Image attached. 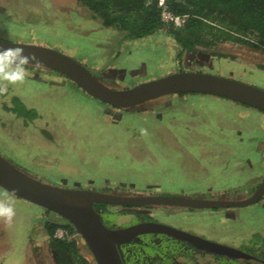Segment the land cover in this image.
<instances>
[{
	"label": "rangeland",
	"instance_id": "374dc122",
	"mask_svg": "<svg viewBox=\"0 0 264 264\" xmlns=\"http://www.w3.org/2000/svg\"><path fill=\"white\" fill-rule=\"evenodd\" d=\"M0 39L59 50L101 73L112 88L192 71L264 89V51L259 47L229 40L213 47L199 45L194 57L185 59L170 32L124 38L116 26H104L77 0H0ZM29 72L22 85L9 86L0 95V154L43 182L127 194L241 199L264 180L260 109L211 94L174 93L125 110L98 100L57 70ZM15 98L36 115L13 111ZM4 192L0 187V198ZM9 195L16 217L11 228L0 222V264H56L45 225L60 221L59 216ZM145 210L150 216L146 221L243 251L255 233L264 235V195L235 208ZM113 218L117 226L138 222L132 212ZM73 238L87 264H97L83 237L78 233ZM198 261L217 264L211 254Z\"/></svg>",
	"mask_w": 264,
	"mask_h": 264
},
{
	"label": "water",
	"instance_id": "95a60500",
	"mask_svg": "<svg viewBox=\"0 0 264 264\" xmlns=\"http://www.w3.org/2000/svg\"><path fill=\"white\" fill-rule=\"evenodd\" d=\"M24 47L37 53L46 68L57 70L81 89L113 107L138 109L146 102L174 93H204L244 103L264 111V89L236 79L203 72L179 71L140 82L128 88L110 87L101 73L51 47L0 39V47ZM0 187L64 217L85 240L97 264H125L122 246L143 234H167L201 248L207 253L231 258L255 259L238 247L212 241L192 232L154 221H138L112 227L104 222L95 204L107 203L131 208L174 206L182 208L242 207L264 195V180L245 198L202 197L174 194H127L98 188H68L43 182L0 154Z\"/></svg>",
	"mask_w": 264,
	"mask_h": 264
},
{
	"label": "trees",
	"instance_id": "16d2710c",
	"mask_svg": "<svg viewBox=\"0 0 264 264\" xmlns=\"http://www.w3.org/2000/svg\"><path fill=\"white\" fill-rule=\"evenodd\" d=\"M77 1L90 11L92 17L101 19L104 26H116L124 38H140L161 29L170 32L181 46L179 56L185 59L193 57L199 45L213 47L229 40L245 42L264 51V0H165L174 14L185 15L184 25L178 29L169 27L162 20L159 0ZM248 35L252 37V41L246 39ZM13 104V111L18 115L31 114L30 117H34L37 113L17 98L13 100ZM114 206L116 205L107 203L95 204L108 225L115 222L113 215L123 212L134 213L138 221H145L150 217L145 208L137 210L126 206L114 210ZM46 211L53 212L49 209ZM55 214L60 221H47L45 227L56 264H87V259L80 255L73 238L78 231L64 217ZM59 228L66 233L63 237L56 235ZM69 237L72 239H68ZM245 246L248 247L246 252L254 255L255 259L210 254L217 264H264L263 234L255 233ZM207 254L209 253L187 241L162 233L143 234L123 246L125 264H202L198 259Z\"/></svg>",
	"mask_w": 264,
	"mask_h": 264
},
{
	"label": "clouds",
	"instance_id": "9594fccd",
	"mask_svg": "<svg viewBox=\"0 0 264 264\" xmlns=\"http://www.w3.org/2000/svg\"><path fill=\"white\" fill-rule=\"evenodd\" d=\"M41 70L46 65L35 52H26L24 47H0V95L8 92L9 86L22 85L30 76L29 69ZM162 100V98H157ZM152 102V101H149ZM142 135H147L146 129H141ZM14 195V193H12ZM14 200L5 190L0 198V222L11 228L16 217Z\"/></svg>",
	"mask_w": 264,
	"mask_h": 264
},
{
	"label": "built area",
	"instance_id": "2783aa9c",
	"mask_svg": "<svg viewBox=\"0 0 264 264\" xmlns=\"http://www.w3.org/2000/svg\"><path fill=\"white\" fill-rule=\"evenodd\" d=\"M158 5L161 10L162 20L165 24L169 25V27L173 26L175 29L181 28L184 25L185 15L174 14L168 8L165 0H159ZM58 230H60V233L57 235L58 237H63L66 234L63 229L59 228Z\"/></svg>",
	"mask_w": 264,
	"mask_h": 264
},
{
	"label": "flooded vegetation",
	"instance_id": "af4514ba",
	"mask_svg": "<svg viewBox=\"0 0 264 264\" xmlns=\"http://www.w3.org/2000/svg\"><path fill=\"white\" fill-rule=\"evenodd\" d=\"M196 52H197V50H196ZM196 54V53H195ZM194 57V56H193ZM94 189V188H93ZM105 190V189H104ZM106 191H108V190H106ZM117 206V205H116ZM122 207H126V206H122ZM128 207V206H127ZM96 208V207H95ZM225 208H227V207H225ZM228 208H232V207H228ZM233 208H235V207H233ZM212 209H214V208H212ZM97 210V209H96ZM97 211H99V210H97ZM101 214H102V212L101 211H99ZM103 216V215H102ZM103 219H104V217H103ZM104 222H105V220H104ZM108 225V224H107ZM110 226H112V227H118L116 224H115V222L113 223V224H110ZM159 234V233H158ZM136 240V239H135ZM124 246V245H123ZM123 246H122V249H123Z\"/></svg>",
	"mask_w": 264,
	"mask_h": 264
}]
</instances>
